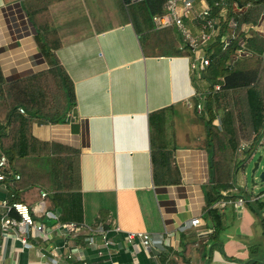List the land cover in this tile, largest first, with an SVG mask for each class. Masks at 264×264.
Listing matches in <instances>:
<instances>
[{
  "label": "crops",
  "instance_id": "1",
  "mask_svg": "<svg viewBox=\"0 0 264 264\" xmlns=\"http://www.w3.org/2000/svg\"><path fill=\"white\" fill-rule=\"evenodd\" d=\"M203 3L208 6L207 0ZM200 6L196 3V10ZM35 8L40 10L32 19L28 9ZM183 26L197 34L199 23L184 19ZM233 26L230 23V29ZM38 27L55 30L56 57L73 83L76 105L64 122L32 124L30 131L41 142L79 152L82 225L91 231L101 228L108 246L85 229L80 234H85L84 245L68 235L53 234L49 241L29 239L30 249L0 233V264H161V255L171 258L172 251L180 250L181 234L194 242L187 246L185 259L202 264L196 249L212 233L203 220L211 170L203 120L192 106L194 95L200 93L192 85L191 57L144 56L117 0H0V72L5 82L48 68L36 41ZM168 28L181 35L175 26ZM244 31L246 36L250 31L264 37V14ZM169 108L167 147L175 182L154 184L148 115ZM237 187L248 189L240 170L233 191ZM40 191L23 190L17 202L32 207ZM6 196L0 189V199ZM217 205L223 214L225 255L244 260L247 246L259 238L255 219L245 204ZM192 219L201 225L192 227ZM43 223L49 226L53 221ZM127 233L148 234L149 250L138 241L127 244ZM212 264L227 263L214 252Z\"/></svg>",
  "mask_w": 264,
  "mask_h": 264
},
{
  "label": "trees",
  "instance_id": "2",
  "mask_svg": "<svg viewBox=\"0 0 264 264\" xmlns=\"http://www.w3.org/2000/svg\"><path fill=\"white\" fill-rule=\"evenodd\" d=\"M167 1L117 0L144 56L192 59V50L176 29H155L152 19L165 13ZM207 3L209 18L214 20L216 30L203 46L209 64L203 72L195 70L191 74L195 92L200 93L192 101L194 111L198 103L203 104L202 111L196 113L203 120L211 170L210 185L205 189L207 209L203 220L212 233L204 242L197 243L196 250L202 264H212L214 252L220 253L227 264H264V192L254 194L243 187L233 191L236 175L264 136V62L261 59L264 37L250 31L246 36L244 31L254 27L264 14V0H207ZM223 8L226 13L221 15ZM39 10L28 9V16L34 19ZM230 23L234 25L232 29ZM36 41L48 67L45 71L12 82H5L0 72V152L6 157V166L0 167V173L6 175L4 185L9 203L17 202L23 190L38 188L47 193L50 210L59 214L60 223L82 225L79 152L41 142L30 131L32 124L64 122L76 105L73 83L56 57L59 44L55 30L38 27ZM240 43L247 56L236 57ZM19 109L23 110L22 114ZM169 110L148 115L154 184L175 182V170L170 166L172 153L167 147ZM216 119L218 127L213 124ZM241 144H246L243 150H240ZM15 176L19 179L15 180ZM229 190L230 194L223 195L222 192ZM237 199L244 201L260 230L259 238L247 246L248 256L241 261L225 255L223 214L215 207L220 202L234 207ZM83 235L72 239L84 245ZM193 244L181 234L180 250L172 251L171 258L161 255L160 263L178 264L176 261L180 260L189 264L185 253L187 246Z\"/></svg>",
  "mask_w": 264,
  "mask_h": 264
},
{
  "label": "built area",
  "instance_id": "3",
  "mask_svg": "<svg viewBox=\"0 0 264 264\" xmlns=\"http://www.w3.org/2000/svg\"><path fill=\"white\" fill-rule=\"evenodd\" d=\"M130 1L133 2L140 0ZM196 3H200L201 5L199 11L196 10ZM164 8L165 13L163 15L155 16L152 19L155 29H162L170 26H175L179 29L183 39L187 42L193 53L190 66L191 70H196L197 73L203 72L209 64V60L204 52L203 46L208 43L216 32L214 28L215 22L209 18L210 8L203 3V0H168ZM225 13L226 10L224 8L221 9L220 14L222 15ZM184 19L197 21V23H199V28H196L197 34H192L189 29H186L183 26ZM247 55L248 52L244 50L243 43H240L236 57ZM261 59L264 62V51ZM216 89H218V87H216ZM194 96L200 97V94H195ZM196 109L197 112L201 111V103L197 104ZM18 111L21 114L23 113L22 109H19ZM263 138L264 136L262 139ZM261 143L262 140L259 142V145ZM245 147L246 144H241L240 150H243ZM4 166H6V157L0 152V167ZM14 179L18 180L19 177L15 176ZM5 180L6 175L0 173V189L7 192L6 186L4 185ZM243 204L244 201L242 199H237L234 202V206L236 208L241 207ZM224 205V202H220L217 206L222 208ZM41 210L43 211L42 214L44 217H41ZM11 214H14L15 216H12ZM41 218L52 220L53 224L48 226L42 221L37 220ZM190 225L192 227H198L201 225V222L199 219H192ZM84 229L90 233L92 232L93 235L100 236L103 239V245L108 246V241L104 235L105 233L101 228L91 231L90 229H86L83 225H77L73 222L60 223L58 221V214L49 209L47 193L45 191H40L39 197L33 205L32 210L29 209L28 205L22 202L9 203L7 196L0 199V233L4 237L13 236L15 240L20 242L23 249H30L33 247V245L29 242V239L49 241L53 234H56L57 236L68 235L70 237H75L80 235ZM125 241L127 244L138 241L140 246L146 252L149 250L151 245L150 236L146 233H127ZM91 244V240H88V245ZM72 252H77V249L74 248ZM67 258H71V255H68Z\"/></svg>",
  "mask_w": 264,
  "mask_h": 264
},
{
  "label": "rangeland",
  "instance_id": "4",
  "mask_svg": "<svg viewBox=\"0 0 264 264\" xmlns=\"http://www.w3.org/2000/svg\"><path fill=\"white\" fill-rule=\"evenodd\" d=\"M191 78H192V74H191ZM202 109H203V104L201 103V111H202ZM196 112H197V109H196ZM213 124L218 125V122H214ZM261 144L262 145L257 146L255 148V150H253V152H251L250 156L245 161L244 168L240 172V175H242L244 178L246 187L249 190H252L254 193L264 192V183H260V181L258 180V175H259L261 169H259L254 175L250 174L252 164L259 158V155L264 150V138H263ZM261 165H263V163ZM32 208H33V206L29 207L30 210H32ZM42 212L43 211L41 210V214H42ZM41 217H44L43 214L41 215ZM37 220L44 221L46 219L41 218V219H37Z\"/></svg>",
  "mask_w": 264,
  "mask_h": 264
},
{
  "label": "water",
  "instance_id": "5",
  "mask_svg": "<svg viewBox=\"0 0 264 264\" xmlns=\"http://www.w3.org/2000/svg\"><path fill=\"white\" fill-rule=\"evenodd\" d=\"M262 163L263 165H261ZM259 169H261V171L258 175V180L260 181V183H264V150L259 155V158L252 164L250 174L254 175Z\"/></svg>",
  "mask_w": 264,
  "mask_h": 264
}]
</instances>
